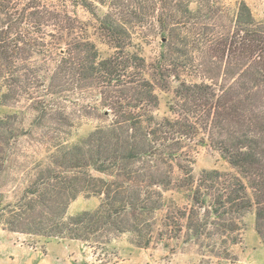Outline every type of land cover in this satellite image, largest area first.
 I'll return each instance as SVG.
<instances>
[{"label": "trees", "instance_id": "obj_1", "mask_svg": "<svg viewBox=\"0 0 264 264\" xmlns=\"http://www.w3.org/2000/svg\"><path fill=\"white\" fill-rule=\"evenodd\" d=\"M159 2L163 51L147 59L136 40L150 35L143 16L159 10L157 0H0L5 230L83 243L128 233L143 249L185 237L235 263L230 248L241 243L242 218L254 209L264 244V23L245 2L234 12L221 0ZM93 32L110 54L100 52ZM73 92L94 99L101 123L75 143L43 134L40 158L16 167L12 157L31 132L4 109L24 97L33 127L54 115L48 98ZM159 92L169 96L163 117ZM54 120L65 133L66 120ZM201 147L218 151L234 172L204 170L196 178ZM80 195L100 203L69 216Z\"/></svg>", "mask_w": 264, "mask_h": 264}, {"label": "rangeland", "instance_id": "obj_2", "mask_svg": "<svg viewBox=\"0 0 264 264\" xmlns=\"http://www.w3.org/2000/svg\"><path fill=\"white\" fill-rule=\"evenodd\" d=\"M157 2L159 10L156 12L150 10L148 16H143L148 18V23L151 25L150 35L144 39L145 41L136 40L137 50H140L147 59L155 58L163 51L161 40L157 36L158 22L156 21V16L161 14L162 5L159 0ZM221 2L233 12L241 2H245L256 21L264 23V0H221ZM69 10L84 21L91 20V15L81 7L71 5ZM145 26H142L141 30H145ZM143 36L144 34L140 31L139 37ZM93 39L102 54L111 53L105 40L96 32H93ZM43 94L40 93L37 96ZM58 96L46 100L50 101L53 110H56L54 115L45 117L40 125L33 127L31 125L36 115L24 97L13 103L11 108L4 109L3 112L17 116V120L21 122V128L31 132L30 137L23 138L21 141V151H17L12 157L16 167L23 169L40 158L39 142L41 143L43 134H48L45 140L53 138L52 142L65 139L69 143H75L101 123L102 117L98 118L101 112L92 109V106H96V102L93 98H89L87 93L73 92ZM159 96L158 115L163 117L168 115L169 96L165 92H159ZM55 118H59L63 124L64 119L66 120L65 133L60 134L54 130ZM9 169H12V172L17 171L13 167ZM204 170L234 172L221 154L210 147H201L195 154L193 175L197 178ZM12 198L13 196L9 197V200ZM99 203L100 199L97 197L80 195L71 202L67 214L73 216L83 211H92L98 207ZM242 222L244 225L242 241L230 248L231 253L237 258L235 263L219 260L211 255L212 247L207 248L210 245L206 244L207 246L203 249L195 241L186 242L185 237L166 241L157 247L143 249L133 244V237L128 233L104 235L97 241L83 243L70 239H47L37 235L10 232L0 225V264H264V244L256 231L254 209L243 216Z\"/></svg>", "mask_w": 264, "mask_h": 264}]
</instances>
